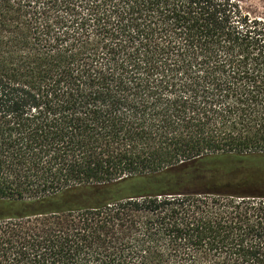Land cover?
Instances as JSON below:
<instances>
[{
  "label": "trees",
  "instance_id": "16d2710c",
  "mask_svg": "<svg viewBox=\"0 0 264 264\" xmlns=\"http://www.w3.org/2000/svg\"><path fill=\"white\" fill-rule=\"evenodd\" d=\"M262 164L241 0H0V264H264Z\"/></svg>",
  "mask_w": 264,
  "mask_h": 264
},
{
  "label": "rangeland",
  "instance_id": "374dc122",
  "mask_svg": "<svg viewBox=\"0 0 264 264\" xmlns=\"http://www.w3.org/2000/svg\"><path fill=\"white\" fill-rule=\"evenodd\" d=\"M243 8L252 16L264 21V0H241ZM261 166H264L262 164Z\"/></svg>",
  "mask_w": 264,
  "mask_h": 264
}]
</instances>
